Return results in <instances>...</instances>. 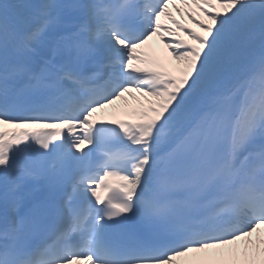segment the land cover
<instances>
[{"label": "snow or ice", "instance_id": "snow-or-ice-1", "mask_svg": "<svg viewBox=\"0 0 264 264\" xmlns=\"http://www.w3.org/2000/svg\"><path fill=\"white\" fill-rule=\"evenodd\" d=\"M0 264H264V0H0Z\"/></svg>", "mask_w": 264, "mask_h": 264}, {"label": "bare ground", "instance_id": "bare-ground-1", "mask_svg": "<svg viewBox=\"0 0 264 264\" xmlns=\"http://www.w3.org/2000/svg\"><path fill=\"white\" fill-rule=\"evenodd\" d=\"M121 102L128 103L129 105H135L136 104V101L132 100L130 97H126L125 99L121 100Z\"/></svg>", "mask_w": 264, "mask_h": 264}]
</instances>
